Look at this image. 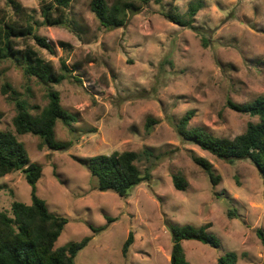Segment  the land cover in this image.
Instances as JSON below:
<instances>
[{
    "label": "rangeland",
    "instance_id": "1",
    "mask_svg": "<svg viewBox=\"0 0 264 264\" xmlns=\"http://www.w3.org/2000/svg\"><path fill=\"white\" fill-rule=\"evenodd\" d=\"M90 1L73 0L67 11L70 31L43 24L38 0H16L33 16L35 35L53 54L31 39L20 41L18 48L31 47L58 74L62 63L70 71L51 86L75 120L55 126V140L68 148H40L38 137L18 136L30 162L42 168L37 196L50 213L68 219L55 246L89 237L74 264H170V227L208 226L219 247L181 242L188 264H217L227 252L236 253L237 264H263L257 232L264 235V180L257 168L248 159L227 163L215 158L183 141L175 125L192 113L188 128L233 139L248 123L258 122L227 102L247 104L264 94V0L174 2L182 16L192 3L201 4L193 18L195 30L165 19L168 0L150 2L125 27L111 31L100 27ZM6 8L7 1L0 0V9ZM6 84L19 92L32 115L47 105L48 86L24 78L10 61L0 62V131L15 134V107L2 93ZM148 121L155 122L149 131ZM145 150L151 157H143L140 168L152 166L151 179L126 199L99 191L97 179L83 165L98 155ZM194 157L212 165L217 185ZM173 176L186 182L184 191L174 188ZM30 192L21 172L1 178L0 211L11 215L14 201L30 204ZM108 217L116 221L108 224ZM129 232L133 242L123 256Z\"/></svg>",
    "mask_w": 264,
    "mask_h": 264
},
{
    "label": "trees",
    "instance_id": "2",
    "mask_svg": "<svg viewBox=\"0 0 264 264\" xmlns=\"http://www.w3.org/2000/svg\"><path fill=\"white\" fill-rule=\"evenodd\" d=\"M6 9H0V62L10 61L23 74L24 78L36 79L40 84L48 86L47 105L36 115H32L30 106L20 96L19 92L6 84L2 93L14 104L15 116L12 124L15 134L10 131H0V179L17 172L24 175L25 181L31 187V202L23 204L12 202L10 214L0 211V264H74L77 253L89 243L86 237L80 242L67 246L56 247L55 244L62 234L68 219L48 211L46 203L36 194V184L42 177V168L30 162L27 151L18 140V136L30 134L41 140L40 148L46 147L53 151H63L67 144L55 140V126L62 122L70 126L74 118L66 112L60 104L57 91L52 85H59L70 72L62 63V73L58 74L50 62L38 57L31 47L18 48L20 41L31 39L36 45L53 54V48L45 40L35 35L33 16L16 0H6ZM43 24L46 26L63 27L70 31L72 26L68 20V10L73 0H38ZM163 0H91L90 11L98 21L100 27L106 31L123 28L129 17L136 14L150 2L161 3ZM170 9L164 14L167 21L195 30L193 18L201 8L199 2L192 3L187 13L182 16L175 6L177 0H168ZM62 46H64L62 44ZM227 107L235 112L247 114L257 118V123H248L245 131L233 139L218 138L201 128H188L192 113H187L175 125L178 135L200 150L215 158L232 163L234 160L248 159L257 168L264 180V94L247 104L227 102ZM35 109V108H34ZM154 121H148L146 130L149 131ZM143 157L149 160L148 151L136 153L132 151L113 152L110 155H98L89 158L86 167L91 177L97 179L98 190L112 192L121 199H126L132 189L151 179L152 166L141 170L140 162ZM206 173L213 185H217L219 177L215 175L212 165L202 159L193 158ZM186 182L173 176V186L177 191H184ZM234 217L235 212L229 211ZM107 223L116 220L106 218ZM106 226L96 231H103ZM208 226L194 228L189 225L171 226L172 248L170 264H188L183 241H197L210 248H218L219 243L208 232ZM264 246V235L257 232ZM133 242V234L129 232L122 247V255L126 256L128 248ZM237 255L227 252L217 259V264H237ZM264 264V263H263Z\"/></svg>",
    "mask_w": 264,
    "mask_h": 264
}]
</instances>
